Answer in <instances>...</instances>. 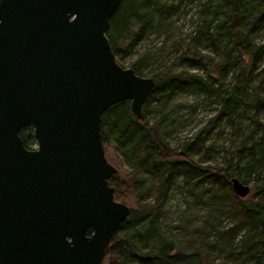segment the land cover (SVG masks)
Returning a JSON list of instances; mask_svg holds the SVG:
<instances>
[{
    "label": "trees",
    "instance_id": "obj_1",
    "mask_svg": "<svg viewBox=\"0 0 264 264\" xmlns=\"http://www.w3.org/2000/svg\"><path fill=\"white\" fill-rule=\"evenodd\" d=\"M195 3L199 21L185 40L173 30V20ZM149 34L163 36V44L178 35L169 46L168 54L176 56L172 68L151 73L154 87L140 118L129 101L101 116L105 154L117 169L109 184L114 198L131 208L105 259L108 264H264V0H122L106 34L114 56L120 41L126 42V55ZM147 66L140 57L131 69L143 77ZM180 94L216 109L197 132L173 146L160 124L148 121L146 110L151 107L165 121L164 110ZM228 133L234 139L215 149L221 155L217 162L214 140ZM20 136L27 148L35 143L31 127ZM232 178L252 182L254 193L235 195ZM175 191L193 204L214 198L229 224L208 216L202 242L179 244L161 221Z\"/></svg>",
    "mask_w": 264,
    "mask_h": 264
},
{
    "label": "water",
    "instance_id": "obj_2",
    "mask_svg": "<svg viewBox=\"0 0 264 264\" xmlns=\"http://www.w3.org/2000/svg\"><path fill=\"white\" fill-rule=\"evenodd\" d=\"M121 2L0 0V264H102L131 213L108 184L101 116L129 101L140 118L154 79L116 62L106 34Z\"/></svg>",
    "mask_w": 264,
    "mask_h": 264
},
{
    "label": "rangeland",
    "instance_id": "obj_3",
    "mask_svg": "<svg viewBox=\"0 0 264 264\" xmlns=\"http://www.w3.org/2000/svg\"><path fill=\"white\" fill-rule=\"evenodd\" d=\"M173 21V30L186 40L192 33L194 23L199 21L198 3L181 10L178 17ZM178 35H174L170 42L163 44V36L154 37L153 34H149L144 38V41L138 43L126 55L123 53L126 42L120 41L119 44L115 45L117 54L115 59L123 69H130L137 58L146 57L148 66L142 76L148 78L151 73L172 68L176 56L172 53L168 54L170 52L169 46L170 43L178 39ZM215 109L214 104L207 105L195 95L180 94L164 110L167 118L165 121L161 120V115L151 107L147 108L146 115L149 122L160 124V129L167 135L169 142L173 146H177L183 137L197 132L215 114ZM261 122L264 124V114ZM231 138L234 139L228 133L224 140H214V149L211 151L214 160L220 161L219 157L221 156L214 154L215 149H220L221 145H226V140ZM124 166L127 168L125 163ZM248 184L251 193L245 198H249L254 193L252 182ZM168 197L161 221L166 227L171 228L170 230L179 244L187 246L192 239L198 243L202 242L204 232L208 228L204 221L208 216L212 217L215 222L221 220L225 226L229 224V218L225 215L227 213L221 211L218 206L220 202L214 198L209 201L207 197L202 199L199 204H193V198H184V194L177 191L169 193ZM149 198L147 200H150ZM185 199L188 200L187 203ZM102 264H108L107 259Z\"/></svg>",
    "mask_w": 264,
    "mask_h": 264
},
{
    "label": "flooded vegetation",
    "instance_id": "obj_4",
    "mask_svg": "<svg viewBox=\"0 0 264 264\" xmlns=\"http://www.w3.org/2000/svg\"><path fill=\"white\" fill-rule=\"evenodd\" d=\"M117 62V61H116ZM118 64V63H117ZM120 66V65H119ZM121 67V66H120ZM131 69V68H130ZM149 78V77H148ZM143 107V106H142ZM33 131V130H32ZM33 137H34V135H33ZM34 140H35V138H34ZM102 140V139H101ZM35 143H36V141H35ZM33 144V146L31 147V148H27L28 150H35L36 148H37V144ZM102 144H103V142H102ZM25 146V145H24ZM103 148H104V146H103ZM104 154H105V149H104ZM105 157H106V159H107V161L109 162V163H111L109 160H108V158H107V156H106V154H105ZM112 164V163H111ZM113 165V164H112ZM114 166V165H113ZM116 168V167H115ZM111 178V177H110ZM109 178V179H110ZM109 179H108V184H109ZM110 185V184H109ZM111 186V185H110ZM128 218V217H127ZM106 258V257H105Z\"/></svg>",
    "mask_w": 264,
    "mask_h": 264
}]
</instances>
